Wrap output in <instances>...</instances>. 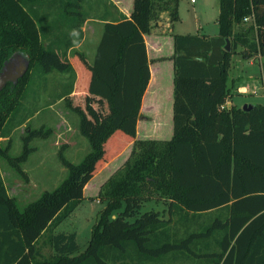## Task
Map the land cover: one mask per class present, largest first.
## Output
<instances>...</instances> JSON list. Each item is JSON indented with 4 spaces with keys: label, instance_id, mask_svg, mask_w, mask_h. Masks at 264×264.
<instances>
[{
    "label": "trees",
    "instance_id": "16d2710c",
    "mask_svg": "<svg viewBox=\"0 0 264 264\" xmlns=\"http://www.w3.org/2000/svg\"><path fill=\"white\" fill-rule=\"evenodd\" d=\"M88 1L48 0L68 17L54 22L76 37L59 53L44 43L47 27L39 29L34 15L46 0H0V72L16 55L29 63L26 74L0 92V140L8 141L5 146L0 143V159L19 176H25L21 165L35 150L32 141L45 135L42 129L26 127L21 153H9L12 133L34 115L21 116L28 84L35 73L45 85L49 75H66L68 84L56 100L71 106L75 73L66 51L81 41L86 20L82 8ZM178 4L179 0H133L129 18L121 15L118 22L104 25L92 64L83 54H74L80 69L77 81L85 80L88 95L107 109L104 127L94 138L85 131L86 116L79 112V129L90 151L76 164L60 154L64 179L22 210L0 173V264H264V105L220 109L231 94L232 56L264 58V0H219L217 36L173 35L172 137L136 139L150 81L143 36L164 12L171 23L178 21ZM118 133L132 139L133 147L124 164L101 185L98 199L105 207L86 249L78 253L75 233L54 230L80 201L60 206L102 160L104 144ZM150 201L165 207L144 211ZM57 208L42 235L52 254L44 257L35 248L30 256L24 230L36 215Z\"/></svg>",
    "mask_w": 264,
    "mask_h": 264
},
{
    "label": "rangeland",
    "instance_id": "374dc122",
    "mask_svg": "<svg viewBox=\"0 0 264 264\" xmlns=\"http://www.w3.org/2000/svg\"><path fill=\"white\" fill-rule=\"evenodd\" d=\"M96 1L89 0L85 5L92 8ZM46 2L47 4L44 7L39 8L41 15L34 14L39 29L51 21V18L45 19L43 15L58 11L57 6L51 7L48 0ZM59 12L61 11L59 10ZM218 14L219 0H193L192 2L191 0H179V19L174 22L173 30L175 33L193 35L197 31L196 24L199 21L205 26L200 33H212V29L214 31L216 28L215 22ZM251 22L252 19L247 21L244 26H249ZM241 27L243 28V26ZM59 30L66 31L69 34L67 26H58L56 33ZM100 37L101 29L99 28L96 34L91 37L90 43H87L88 48L81 50L87 55L90 64L94 60L95 49L98 46ZM164 47L165 50L170 48V46ZM230 48L229 45V50ZM237 50L241 51L243 49L238 48ZM240 54L232 56V67L228 80L231 94L227 101L240 108L244 106L242 105L243 101L247 102L245 105H252L251 103L264 105V73L262 70L264 58L256 57L255 59L244 60ZM75 67L77 73L80 72L77 63ZM39 76L35 73L29 82L21 112V116L33 114V112L34 115L12 133L9 153L12 156L21 153L22 137L26 134V127L35 130L42 129L45 135L33 140L31 143L35 150L28 160L21 165L25 176L22 177L16 174L4 160L0 159L1 176L9 195L15 199L20 210L37 200L44 192L54 190L64 179L66 169L59 161L60 154L64 155L71 163L76 164L90 151L89 140L79 129L81 121L79 112L84 113L86 116L85 131L94 138H97L102 131L107 116L104 103L100 99L88 95L85 80H76L74 93L69 97L71 104L69 107L65 100H56L57 95L62 93L68 84L65 81L67 76L54 73L48 77L49 80L46 85L43 80H39ZM170 83L164 84L166 94H168L167 88ZM236 85L241 86L239 90ZM34 92H36V95L33 94ZM161 94L162 97L159 95L153 99L155 103L158 101L161 109H157V104H151L152 109L145 110L141 115L142 117L138 123L140 140H169L172 137V102L167 99L169 94ZM147 98L149 99V97ZM157 111L163 112L157 113ZM7 142L4 139L0 140L2 146H5ZM132 147L133 141L127 136L118 133L111 137L104 144L102 160L90 168L88 173L82 177L78 187L73 189L68 198L62 202L60 208L69 200L77 199L80 201L75 210L54 230V233H75L79 246L78 253H82L86 249L91 238L92 227L96 223L99 213L105 207V204L101 203L97 196L101 185L110 177L113 171L123 165V162L131 153ZM164 207L165 205L161 202L150 201L144 204L143 210L161 211ZM58 208L50 212H41L39 216L36 215L34 222L24 230L23 239L30 256L34 253L35 248L39 249L44 257H49L52 254L46 237H42V235L54 215L59 211Z\"/></svg>",
    "mask_w": 264,
    "mask_h": 264
},
{
    "label": "crops",
    "instance_id": "0c3cea01",
    "mask_svg": "<svg viewBox=\"0 0 264 264\" xmlns=\"http://www.w3.org/2000/svg\"><path fill=\"white\" fill-rule=\"evenodd\" d=\"M193 0H191L192 2ZM87 3V2H86ZM84 3L82 11L86 17V20L84 21L81 31H82V38L78 45H75L74 47H70L66 51V57L71 63L72 67L74 68L75 73V83L76 80H78L79 73H77L76 67H75V61H74V54H83L86 58L87 62L88 57L87 55L82 52L84 48H88L89 45L87 43H90L91 37L96 34V32L101 29V37L103 34L104 25L108 22L116 23L119 20H121V15L129 18L132 12L133 8V0H97L94 2L92 8H90L89 5H85ZM59 14V15H58ZM41 14H39L40 16ZM50 16V17H49ZM43 17L51 18V21L49 24H45L47 27V31L45 34V41L44 43L46 46L48 44H51L53 48L59 53L64 52L66 49L65 45L68 43H72L76 41V37H71L70 34H67L66 31L59 30L56 33L58 26H63L62 24H59L58 22H54V18L58 19L59 17L63 20L68 19L67 15L64 12H51L48 14L43 15ZM160 21H156L152 25L151 31L149 34L144 35V42L147 49V56L150 61L149 69H150V81L148 84V87L144 93L143 99H142V105L140 109V114L145 110H150L152 107L150 105L157 104L158 108L161 109V106H159L158 101L156 103L153 101V99L157 98L156 96L162 97L161 93L166 94V89L164 87V84H169L170 86L167 88V93L169 98H167L169 101L172 102V117H173V80H174V66L173 62L170 59L171 56L174 53V44H173V35H185L184 33H175L173 30V26L175 23H171L169 20V16L167 12H164L160 16ZM216 28L212 29V33H200V31H203L205 26H203L199 21L196 24L197 31L193 35H207L209 37H214L218 35V25L217 21L215 22ZM66 27V26H65ZM55 28V29H53ZM214 32V33H213ZM101 37L99 41L101 40ZM87 45V46H86ZM164 46H170V48L165 50ZM97 47V46H96ZM96 50V49H95ZM166 52V53H164ZM51 76V75H49ZM48 76V77H49ZM63 76V75H60ZM66 77V76H65ZM66 81V80H65ZM75 83L73 90L75 89ZM254 86V85H252ZM241 86H237L236 88L239 90ZM255 88V87H254ZM172 93V94H171ZM149 97V99L147 98ZM151 97V98H150ZM159 97V98H160ZM61 99L60 101H62ZM247 104L246 101H243L242 105ZM249 104V102H248ZM254 104V103H251ZM225 106L229 108L232 106V103H229L227 101L225 103ZM146 107V108H145ZM155 107V106H153ZM163 111H157V113H162ZM152 113V112H150ZM142 117V116H141ZM140 121H138L139 123ZM138 123H137V134L136 139H139V131H138ZM173 128V125H172ZM130 155V154H129ZM129 157V156H128ZM127 160V159H126ZM125 160V161H126ZM124 161V162H125ZM123 162V164H124ZM117 170V169H116ZM115 170V171H116ZM113 171L110 176L115 172ZM100 190V189H99ZM99 193V192H98ZM98 196V195H97Z\"/></svg>",
    "mask_w": 264,
    "mask_h": 264
},
{
    "label": "water",
    "instance_id": "95a60500",
    "mask_svg": "<svg viewBox=\"0 0 264 264\" xmlns=\"http://www.w3.org/2000/svg\"><path fill=\"white\" fill-rule=\"evenodd\" d=\"M226 49L229 50V43L226 41ZM29 69V63L20 55H16L7 61L0 72V92L8 83H15L22 78ZM252 105H244L243 110L250 108Z\"/></svg>",
    "mask_w": 264,
    "mask_h": 264
},
{
    "label": "built area",
    "instance_id": "2783aa9c",
    "mask_svg": "<svg viewBox=\"0 0 264 264\" xmlns=\"http://www.w3.org/2000/svg\"><path fill=\"white\" fill-rule=\"evenodd\" d=\"M220 109H221V110H223V109H226V106H225V104H224V105H222V106H220Z\"/></svg>",
    "mask_w": 264,
    "mask_h": 264
},
{
    "label": "clouds",
    "instance_id": "9594fccd",
    "mask_svg": "<svg viewBox=\"0 0 264 264\" xmlns=\"http://www.w3.org/2000/svg\"><path fill=\"white\" fill-rule=\"evenodd\" d=\"M73 34H75V32H73Z\"/></svg>",
    "mask_w": 264,
    "mask_h": 264
}]
</instances>
